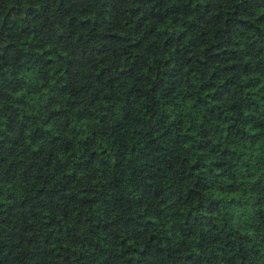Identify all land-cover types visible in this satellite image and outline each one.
<instances>
[{"label": "trees", "instance_id": "trees-1", "mask_svg": "<svg viewBox=\"0 0 264 264\" xmlns=\"http://www.w3.org/2000/svg\"><path fill=\"white\" fill-rule=\"evenodd\" d=\"M0 264H264V0H0Z\"/></svg>", "mask_w": 264, "mask_h": 264}]
</instances>
